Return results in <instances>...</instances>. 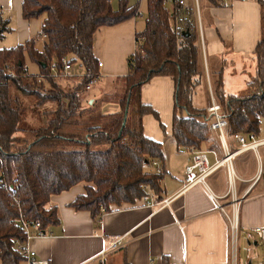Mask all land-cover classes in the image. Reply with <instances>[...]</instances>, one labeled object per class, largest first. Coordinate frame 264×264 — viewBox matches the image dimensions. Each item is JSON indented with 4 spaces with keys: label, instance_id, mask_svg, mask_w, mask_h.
<instances>
[{
    "label": "trees",
    "instance_id": "obj_1",
    "mask_svg": "<svg viewBox=\"0 0 264 264\" xmlns=\"http://www.w3.org/2000/svg\"><path fill=\"white\" fill-rule=\"evenodd\" d=\"M145 1L144 26L135 34L136 47L128 58V73L119 78L121 87L88 105L82 102V92L99 75L93 34L101 26L138 17L137 4L118 0L113 8L112 0H22L24 19L45 15L40 31L45 39L41 50L35 48L36 37L0 48V264L26 261L15 248V241L24 240L26 233L14 219L38 222L44 231L57 225V209L49 205L50 197L74 185L84 184L85 194L77 195L70 205L89 211L95 224L112 205L134 206L149 194L162 199L163 147L147 138L142 127L145 114L158 119L141 100V86L153 76H170L175 82L172 135L177 144L198 149L210 136L208 112L195 108L191 100L206 77L192 5L185 3L184 28H177L172 23L174 0ZM256 1L260 38L254 50L255 71L245 89L237 95L225 92V62L211 74L214 98L231 134L260 135L264 116V0ZM4 30L1 24L0 36ZM62 57L69 64L79 62L85 73L70 91L60 88L57 77L49 73L54 58L61 69ZM26 61L36 64L38 73L24 75ZM42 80L51 88L46 90ZM21 95L35 96L38 105L54 103L45 125L21 126ZM108 100L117 102L121 110L101 114L99 105ZM151 160L159 162L161 172L148 169ZM162 264H170L167 257Z\"/></svg>",
    "mask_w": 264,
    "mask_h": 264
},
{
    "label": "crops",
    "instance_id": "obj_2",
    "mask_svg": "<svg viewBox=\"0 0 264 264\" xmlns=\"http://www.w3.org/2000/svg\"><path fill=\"white\" fill-rule=\"evenodd\" d=\"M185 1L192 5L196 24L193 2ZM228 1V7L215 0L199 2L204 45L202 61L206 74L199 86H206L204 89L210 104V92L213 95L211 74L221 67V62H225L222 74L227 94L238 93L227 89L226 72L228 77L236 74L235 70L239 74L245 59L253 61L255 71L254 50L260 38V6L256 0ZM139 2L128 0L129 5ZM21 4L22 0H0V26L5 25L0 40L8 33L15 35L17 44L36 37L35 48L41 50L45 38L40 36V31L45 15L24 19ZM117 4L118 0L116 5L112 0L113 8ZM143 26L136 17L101 26L94 32L92 52L96 61L101 63L95 81H99L102 88L86 100L83 97V104L92 105L105 94L114 93L121 87L119 78L128 73V58L136 47L135 34ZM247 81L241 80L239 87L244 84L246 87ZM174 92V80L165 75L153 76L141 86L142 102L158 115L157 119L151 113L145 114L142 127L147 138L162 144L165 161L161 198L171 197L170 204L162 208L141 203L134 206L112 205L110 211L104 212L95 224L89 211L76 210L70 205L77 195L85 194L84 184L74 185L50 197L49 205L56 207L59 223L46 228L45 234L34 235L28 240V246L36 257L47 260L48 264H162L164 256L170 264H230L229 223L212 198V195L223 196L227 192L239 201V232L247 235L248 242L252 238L255 243L260 242L256 229L264 227V146L259 148L258 153L246 150L232 154L238 144L227 129L224 143L233 173L231 186L224 161L207 176L205 185L196 184L183 189L184 169L195 151L204 152L211 164L223 159L226 152L221 147L217 132L211 130L210 136L198 149L177 144L172 135ZM210 104L198 109L207 111ZM120 110L115 101H103L99 105V111L104 115ZM148 169L155 168L151 165ZM229 201L230 194L220 199L227 210H230ZM118 237H123V245L109 250L111 242ZM254 257L257 264L264 261L260 252L254 253Z\"/></svg>",
    "mask_w": 264,
    "mask_h": 264
},
{
    "label": "built area",
    "instance_id": "obj_3",
    "mask_svg": "<svg viewBox=\"0 0 264 264\" xmlns=\"http://www.w3.org/2000/svg\"><path fill=\"white\" fill-rule=\"evenodd\" d=\"M218 1L219 4L223 7H228L230 5L228 0H215ZM172 0H165L166 4H170ZM193 2V8L195 11V20L198 28V38L201 45V48L204 50L203 45V36H202V28H201V18L199 14V2L200 0H192ZM185 0H174L172 3V13H173V22L175 27L181 28L178 26V23L182 22V17L184 16V8L186 6ZM141 14L139 13V16ZM184 28V27H182ZM45 38V36H43ZM60 62H62V67L59 70L57 68V59L51 60L49 64V70L50 75L54 77H59L61 75L65 76L69 73V71L72 68V64H69L67 62V59L65 57L60 58ZM98 66H101V63L98 62ZM23 74L24 75H30L29 68L27 64L23 66ZM85 74V73H84ZM83 74V75H84ZM83 75H80L81 77ZM87 75V74H86ZM96 78H92L88 81L86 88L89 89L90 85H92L95 82ZM211 97V104L207 108L208 117H209V128L211 131L217 132V135L221 141V147L225 153V157L223 159L217 160L215 163L211 164L204 152L195 151L192 154L191 162L185 167L184 169V185L183 189H186L188 187H191L196 184H202L205 185L207 176L212 173L216 168L223 165L224 161H226V168H227V174L229 178V185L231 186V180L233 177L232 168L230 161L228 162L227 159L228 155V149L226 144L224 143V135L226 130L228 129L227 123L225 119L220 114V106L215 101L214 96L210 92ZM234 141L238 144V147L236 150L232 153H238L246 150H253L254 152L258 153L259 148L264 146V134L262 136L256 135L254 133H233L231 134ZM151 165L155 168V172L159 173L161 172V167L159 165V162L157 160H151ZM147 189V186L145 187ZM230 194V201H229V207L230 210H227V206L220 202V199L224 196H227ZM212 198L214 199L217 208L225 215L227 218V221L229 223L230 227V236L232 238V242H234L236 230L238 229V199L231 193L227 192L223 196H217L212 195ZM171 197L164 198L162 200L156 201L155 196L153 194H149L148 198L143 200L141 202L142 205L147 206H157L158 208L165 207L170 204ZM14 221L20 222L21 226L23 227L26 237L24 240H16L15 241V248L25 257L26 264H48L47 260L41 259L36 257L35 252L28 246V240L33 237L34 235H43L45 234L44 230H41L40 224L38 222H30L24 219H14ZM33 230L35 232H33ZM256 231L259 232L260 240L264 243V227L263 228H257ZM123 245V237L115 238L108 249H116ZM232 253L230 257V264H235V253L233 251L234 245L232 243Z\"/></svg>",
    "mask_w": 264,
    "mask_h": 264
},
{
    "label": "rangeland",
    "instance_id": "obj_4",
    "mask_svg": "<svg viewBox=\"0 0 264 264\" xmlns=\"http://www.w3.org/2000/svg\"><path fill=\"white\" fill-rule=\"evenodd\" d=\"M137 1L138 0H131V2H135V3ZM113 4L116 5V0H113ZM137 7H138L139 13L141 14L140 16H138L139 22H141V24H144V18L146 16L145 0H140V2L137 4ZM178 26H180L181 28L184 27V22L182 21L178 23ZM196 27H197V24H196ZM197 32H198V28H197ZM198 43H199V38H198ZM16 45H17L16 37L15 35L11 33L6 34L5 38L0 40L1 48H10ZM199 46H200L201 52H203L201 45ZM249 60L250 59H245L242 62L243 66L240 70H238L239 74L237 70L233 71V72H236V74L234 73L235 75L234 74L231 75L232 77H228L229 74L227 72L226 74H224V78L226 79V82L228 85L227 89L229 91H235L233 93H236V94L242 93L243 89L245 88V84L243 87L240 86L241 87L240 88L239 84L241 85V80H244V79L249 80L252 77L253 71H254V68H252L253 61L251 60L249 61ZM26 64L29 68L30 73H38L37 65L35 67L33 63H30L28 61H26ZM218 64L220 63L218 62ZM72 65H73L72 69L71 71H69L68 74H66L65 76L61 75L56 78V82L59 84L60 88L66 91H70L74 89L81 79L80 75L84 74V69L79 62H75ZM253 66H254V63H253ZM71 72L73 73V76ZM238 75H239L240 80L238 78ZM42 82H43V87L46 90L51 88V85L46 80H42ZM101 88H102L101 83L99 81L97 82L95 81L92 85H90V89H87L84 92H82V96L84 97V100L89 98L90 94L100 91ZM204 88H206V86L205 87L198 86L195 89L194 93L192 94L193 105L197 109L203 108L207 104H210L209 96H207L206 90ZM20 98L22 101L23 109H24V119L21 122V126L22 127L24 126L25 128H28V129H33V128H37V127L45 125V123L50 118L49 111L55 108L54 103L45 102L42 105H38L36 103L37 102L36 98L33 95H21ZM263 134H264V116L261 118L260 136H262ZM27 136L31 138V135H27ZM98 148H103V147H97L96 149ZM232 243L234 245L233 251L235 253V264H257V261L254 257V253H257V252H260V256L264 257V243L261 240L260 242L258 241L255 243V240L253 238L250 239L248 242L247 235L244 236L243 234L239 232L238 229L236 230L234 242H232V238L230 240L231 253H232V247H233ZM21 264H25V263L22 262ZM260 264H264V261H262Z\"/></svg>",
    "mask_w": 264,
    "mask_h": 264
},
{
    "label": "water",
    "instance_id": "obj_5",
    "mask_svg": "<svg viewBox=\"0 0 264 264\" xmlns=\"http://www.w3.org/2000/svg\"><path fill=\"white\" fill-rule=\"evenodd\" d=\"M184 34H187V32H185ZM126 113H127V108L125 109V113H124V120H123V123H122V126H121V127H123V126H124V122H125V118H126Z\"/></svg>",
    "mask_w": 264,
    "mask_h": 264
}]
</instances>
